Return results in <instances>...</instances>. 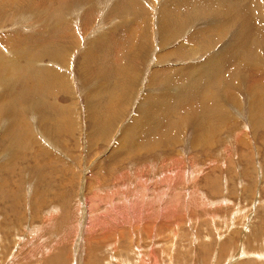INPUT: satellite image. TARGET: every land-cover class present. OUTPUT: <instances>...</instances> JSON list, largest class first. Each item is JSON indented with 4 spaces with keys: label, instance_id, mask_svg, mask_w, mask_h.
<instances>
[{
    "label": "rangeland",
    "instance_id": "1",
    "mask_svg": "<svg viewBox=\"0 0 264 264\" xmlns=\"http://www.w3.org/2000/svg\"><path fill=\"white\" fill-rule=\"evenodd\" d=\"M253 23L264 0H0V264H264Z\"/></svg>",
    "mask_w": 264,
    "mask_h": 264
},
{
    "label": "bare ground",
    "instance_id": "2",
    "mask_svg": "<svg viewBox=\"0 0 264 264\" xmlns=\"http://www.w3.org/2000/svg\"><path fill=\"white\" fill-rule=\"evenodd\" d=\"M201 1V0H200ZM243 3H244V1H243ZM220 5V4H219ZM240 5H242V4H240ZM238 8H240V6L238 7ZM237 8V9H238ZM233 9V8H232ZM235 9V8H234ZM243 9V8H242ZM250 10V9H249ZM235 11V10H234ZM241 11V10H240ZM243 11V10H242ZM241 11V12H242ZM245 11V10H244ZM214 12V11H213ZM217 12V11H216ZM225 12V11H224ZM246 12V11H245ZM221 14V13H220ZM232 14V13H231ZM230 14V15H231ZM236 14V13H235ZM216 15V14H215ZM215 15H213V16H215ZM228 15H229V13H228ZM229 15V16H230ZM252 13H251V11H247V13H246V16H247V18L249 19V18H252ZM232 18V17H231ZM216 20V19H215ZM225 20H227V19H225ZM236 20V19H235ZM216 22V21H215ZM250 22V21H249ZM248 22V23H249ZM247 23V24H248ZM164 24V23H163ZM232 24V23H231ZM256 24L258 25L259 24V22H256ZM241 25H243V24H241ZM164 26V25H163ZM234 26H236V25H234ZM249 26V25H248ZM231 27V26H230ZM237 28H239V26L237 27ZM251 28H252V31H253V37H255V39L256 40H258L261 44H264V33L263 32H261L263 29H261L260 31H259V29L254 25V23H253V26H251ZM240 29V28H239ZM245 29V28H244ZM231 30V29H230ZM229 30V31H230ZM241 31H243V30H241ZM199 32V31H198ZM165 34V33H164ZM243 34L244 35H246V30H244V32H243ZM242 35V34H241ZM243 35V36H244ZM247 35H249L248 33H247ZM162 36V35H161ZM242 36V37H243ZM232 37V36H231ZM245 37V36H244ZM170 38V37H169ZM163 39V38H162ZM254 39V38H253ZM257 41V42H258ZM239 42V41H238ZM256 42V43H257ZM257 43V44H260V43ZM238 45H239V43H237ZM231 49H233V51H235V52H238V50H239V47H237V48H233V47H231ZM231 49H229V50H227V49H225L226 51H225V54H224V57H225V55H227V53L226 52H228V56H229V54H235L236 55V53H234V52H232L231 51ZM222 49H220V51H221ZM224 51V50H223ZM249 51H250V49H249ZM181 54H182V52H181ZM184 54V53H183ZM220 54H222V52H220ZM178 56V55H177ZM183 56V55H182ZM181 57V56H180ZM221 59V58H220ZM223 60V59H222ZM7 62V61H6ZM215 61H212V60H210L209 61V64L208 65H211V64H213ZM2 63V62H1ZM203 63H204V61H203ZM223 63H224V61H223ZM235 63H236V61H232V63H230L231 64V66H232V68H234V65H235ZM253 63V62H252ZM229 63H228V68H229V65H230ZM59 65V64H58ZM196 65V64H195ZM200 65V64H199ZM212 66V65H211ZM239 66L241 67V71H244V72H247L246 70H249V75H251L252 76V73L254 72L253 71V69H254V66L253 65H251V64H249V63H239ZM208 67V66H207ZM200 69L202 68V65H201V67H199ZM243 69H245V70H243ZM203 70V69H202ZM191 71H193V70H191ZM243 73V72H242ZM52 74V73H51ZM56 76V75H55ZM59 77V76H58ZM56 78V77H55ZM231 78V77H230ZM53 79V78H52ZM57 79V78H56ZM59 79V78H58ZM176 83V82H175ZM181 84H183V83H181ZM233 87H235V86H233ZM261 87H263V85L261 84ZM227 88V87H226ZM178 89H176V91H177ZM263 89H261V91H262ZM255 91V90H254ZM253 91V92H254ZM8 92V91H7ZM170 92V91H169ZM252 92V93H253ZM2 93V92H1ZM261 93V92H260ZM170 95V94H169ZM231 95V94H230ZM255 95L257 96V98L255 99V100H258V102H262V101H264V100H262V98H264V92L262 93V95H259L258 96V94H257V91L255 92ZM218 96V95H217ZM164 97L166 98L167 97V94H164ZM164 97L163 98H161V95H160V99H161V101L164 99ZM2 98V97H1ZM0 98V99H1ZM230 98V97H229ZM218 99V98H217ZM233 99V98H232ZM230 101H231V99H229ZM164 101V100H163ZM228 101V100H227ZM167 102V101H166ZM231 103H232V101H231ZM260 104H262V103H260ZM4 108V107H3ZM263 108V107H262ZM253 109V108H252ZM217 110V109H216ZM2 112V111H1ZM8 113V112H7ZM3 114V113H2ZM91 116V115H90ZM137 117H139V116H137ZM123 140V139H122ZM36 141V140H35ZM141 213H143V212H141ZM141 219V218H140ZM108 221H110V220H108ZM114 221V220H113ZM117 223H119V222H117ZM122 224V223H121ZM103 225H104V223H103ZM119 225V224H118ZM108 226H109V224H108ZM242 255L243 256H247V253H245L244 252V249H242ZM242 255H240V256H242ZM248 264V263H247ZM250 264V263H249Z\"/></svg>",
    "mask_w": 264,
    "mask_h": 264
}]
</instances>
